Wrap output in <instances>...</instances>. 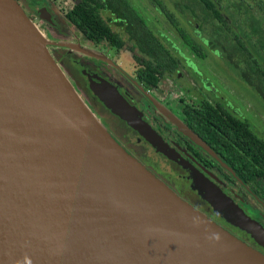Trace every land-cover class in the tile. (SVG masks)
I'll list each match as a JSON object with an SVG mask.
<instances>
[{
    "label": "water",
    "instance_id": "obj_1",
    "mask_svg": "<svg viewBox=\"0 0 264 264\" xmlns=\"http://www.w3.org/2000/svg\"><path fill=\"white\" fill-rule=\"evenodd\" d=\"M0 30L39 63L62 101L80 115L77 96L49 53L48 41L16 0H0ZM89 86L111 112L164 145L115 86L101 77L90 78ZM102 128L110 144H118L201 222L209 241L191 236L190 227L167 203L103 156L34 94L0 40V264H264L263 253L178 196ZM208 184L213 207L233 209L237 223L264 241V228L217 185Z\"/></svg>",
    "mask_w": 264,
    "mask_h": 264
},
{
    "label": "rangeland",
    "instance_id": "obj_2",
    "mask_svg": "<svg viewBox=\"0 0 264 264\" xmlns=\"http://www.w3.org/2000/svg\"><path fill=\"white\" fill-rule=\"evenodd\" d=\"M16 1L20 6L21 4L28 5L31 11L30 15L24 9L23 11L32 25L40 33L42 39L48 41L46 44L47 49L55 63L69 80L72 91L96 116L109 136L125 144H121V146L129 154L144 164L146 168L147 165L145 161L152 164L160 174H162L163 179L173 184L181 194L188 197L195 204L207 207L208 209L212 208L213 212L217 215L225 217L226 214L224 210L213 208L215 199L208 190V187H210L208 182L217 185L221 192L230 199H232V192L236 191L238 187L228 182L222 175L215 171L210 172L207 169L202 170L192 165L186 159L187 154L184 150V144L179 139L181 133L177 132V130L174 132L173 129H164L159 126V123L154 121L153 118L155 115L163 120V117L159 115V111L156 108L150 106L148 109V117L145 119L159 129V131H157L148 123L150 127L161 136L165 142L164 145H157L148 133H141L136 127H133L131 122L111 112V110L105 107L102 102L98 101L97 96L92 94L93 92L88 89L87 80L81 73V68L83 67L90 72L94 71L98 76L107 77L115 85L123 89L127 86L129 87L130 85L128 84L129 81L126 75L133 78L135 74L134 70L137 68V63L131 59V52L125 48V46L119 49L111 46L107 42H102L98 46H95L91 42L84 40L78 33L70 31L66 24L62 25L63 12L61 8L63 5L68 6L72 4L74 0H51V3L58 12L56 19L60 20L59 24L61 25L56 29L48 28L46 23L45 25H47V27L43 25L44 18L39 14L38 9L45 4V0ZM160 1L164 4L166 10L173 13L176 25H172L151 0H130L136 11L144 18L147 24H150V26L154 28L159 40L162 41L178 62L182 82L185 81L189 84L194 89V92L199 95L198 97H207L212 102H215L218 99L217 95H215V92L211 93L208 87H206L211 85V88L221 93V100L226 102L227 105L229 104L232 106L229 107L228 105V111L241 119H248L256 134L264 139V101L252 87L244 83L238 70L235 69L218 50L211 47L210 40H212V37L208 35L207 28L202 25L200 27L197 26L198 29H195V23L189 22L188 14L180 11V8L177 6L180 0ZM213 1H215L216 7L227 21L231 32L243 38L242 28L244 26L242 22L244 21V15L232 12L231 0ZM246 1L250 5L253 13L262 18L264 24V0ZM100 14L104 20L109 22L114 31L119 33L122 32V29L113 21L114 18L112 16L111 19L108 18V12L103 10ZM178 27L183 28L192 39L197 42L201 52L205 54L204 57L199 56L184 43L177 32ZM124 38L126 39V37ZM246 43L257 63L264 68V58L257 54L256 49L253 48L250 42L248 43L246 41ZM115 64H118L119 68L122 69L126 75L122 74L120 71H116L113 68V66H116ZM88 80L90 79L88 78ZM175 86H178V88ZM175 86H173V89L167 88L170 89L166 94L167 100L165 98L161 99V97L158 96L162 101L161 104L165 106V109L171 114H174L173 111L180 106L177 103L179 97L183 96L186 99H190L192 97L191 94H193L185 92L180 85L175 84ZM160 91H164V89ZM171 127L173 128V125H171ZM161 134L165 136L166 140ZM172 141L178 143L182 150L174 148L173 145L170 144ZM207 153L212 159L220 163L223 168H227L214 154L208 150ZM141 157H143L145 161L142 160ZM196 170L200 176L194 172ZM216 177H219L221 180L219 178L216 179ZM203 178L205 180H203ZM216 180L225 182L226 192L223 191ZM235 221L237 222L236 218ZM235 226L244 230L255 243L262 247L264 246V241L258 237L252 229L246 228L238 223L235 224Z\"/></svg>",
    "mask_w": 264,
    "mask_h": 264
},
{
    "label": "trees",
    "instance_id": "obj_3",
    "mask_svg": "<svg viewBox=\"0 0 264 264\" xmlns=\"http://www.w3.org/2000/svg\"><path fill=\"white\" fill-rule=\"evenodd\" d=\"M151 1L172 25H176L173 13L166 10L160 0ZM230 2L233 13L244 15L243 38L231 32L215 1L180 0L179 5L176 4L180 11L188 14L189 22L195 23V29L206 25L212 41L217 43L223 57L238 70L244 83L252 87L264 101V68L257 63L246 43V41L250 42L257 54L264 58L263 20L253 13L246 0ZM104 8H109L119 19L118 25L124 26V36L130 43L127 48L133 53V58L141 64L136 70V76L141 83L156 88L161 76L177 70L176 59L152 32L150 24H147L144 18L132 8L129 0H79L66 11L65 20L69 27L78 32L84 40L92 43L108 41L111 45L121 48L126 41L104 21L100 14V9ZM177 32L195 53L201 57L205 56L197 42L183 28L178 27ZM182 103L183 108L178 119L222 157L236 176L244 184H249L261 197L263 195L261 191L264 189V140L251 129L249 121L234 117L223 108L221 103H217L216 107L206 100L198 105L183 101ZM188 148L196 152L192 145L189 144ZM197 156L202 159L205 166L213 165L212 161L207 160L200 153H197ZM159 179L184 199L167 182ZM225 214V217L221 216L225 221L223 225L230 229V225L237 224L235 211L229 209L225 211Z\"/></svg>",
    "mask_w": 264,
    "mask_h": 264
},
{
    "label": "flooded vegetation",
    "instance_id": "obj_4",
    "mask_svg": "<svg viewBox=\"0 0 264 264\" xmlns=\"http://www.w3.org/2000/svg\"><path fill=\"white\" fill-rule=\"evenodd\" d=\"M79 0H74L72 2L75 3ZM130 1V0H129ZM52 1L51 0H45V4L40 7L38 9L39 11V14L42 15V17L44 18V26L47 27L48 25V28H59L58 26H61L59 23H60V20L56 19V16L58 15V12L56 11V9L54 8L53 4L51 3ZM33 3V2H32ZM131 3V2H130ZM63 5L62 8H61V11L63 12L62 15H63V22H62V25H67L68 29L72 32H76L75 30H72L69 25L67 24L66 20H65V13L66 11L69 9V7L72 5ZM132 5V4H131ZM21 6L23 7V9L30 15L31 11L28 7V5H24V4H21ZM132 8L136 11V9L133 7L132 5ZM106 11L108 12V18L111 19V16L114 18L113 21L115 22V24L120 28L122 29V32L119 33L120 35H122V37L124 36V26L123 25H118V21L119 19L115 17V14L109 9V8H104V9H100V13L101 11ZM34 11H35V8H34ZM137 12V11H136ZM138 13V12H137ZM139 14V13H138ZM140 15V14H139ZM108 25L109 27L111 28L109 22H107L106 20H104ZM146 22V21H145ZM45 23L47 25H45ZM147 23V22H146ZM206 27V25H203ZM112 29V28H111ZM113 30V29H112ZM151 30L152 32L156 35L155 33V30L154 28L151 27ZM208 30V28H207ZM114 31V30H113ZM116 32V31H114ZM78 33V32H76ZM79 34V33H78ZM208 35L211 36V34L209 33V30H208ZM157 36V35H156ZM126 37V36H124ZM123 37V39L126 41V39ZM212 37V36H211ZM159 39V38H158ZM161 41V40H160ZM212 40H210V45L212 48L218 50L219 49V46L217 45V43L215 42H211ZM104 42H107L109 43L108 41H104ZM162 42V41H161ZM92 43V42H91ZM102 42L100 43H92L93 45L95 46H98L99 44H101ZM110 44V43H109ZM130 43H128L127 41L125 42L124 46L125 48H127V45H129ZM111 45V44H110ZM113 46V45H111ZM123 46V47H124ZM115 47V46H113ZM117 48V47H115ZM122 48V47H121ZM120 49V48H119ZM128 49V48H127ZM129 50V49H128ZM130 51V50H129ZM219 51V50H218ZM131 52V51H130ZM220 52V51H219ZM221 53V52H220ZM222 55V54H221ZM223 56V55H222ZM131 59L137 63V68L134 70V77L131 78L129 77L128 75H126L124 73V71L122 69L119 68V65L118 64H115L116 66L113 68L116 70V71H120L122 74L126 75V78L127 80L129 81L128 84L130 85L129 87L127 86L125 89L119 87L118 85H115L110 79H108L107 77H101L100 75L98 76V74L96 75V73L93 71V72H90L88 69H85L84 67L81 68V73L82 75L86 78L87 80V83H88V89H90V86H89V80L88 78L90 79H93V80H97V77H101L103 78L104 80H106L107 82H109L111 85L115 86L117 88V90L120 92V94L129 102V104L135 106L137 108V110L141 113V117L149 124H151L150 122H148L145 118L148 117V109L150 106L153 107L152 103L150 102L149 100V96L151 98H153L154 100H156L157 102L159 103H162V101L160 100V98H158V96L161 97V99L166 98V94L168 93V91L170 89H173V86L176 85H180L182 87V89L187 92V93H193L191 94V98L190 99H186L185 97H179L178 98V101L177 103L180 105L178 109L174 110L173 113L174 115L178 118L181 114V111H182V101L183 102H187V103H190V104H193V105H198V104H201L203 102V100H206L208 101L210 104H212V106L216 107L217 103H221L223 105V108L228 112L230 113L231 115H233L234 117L236 118H239L237 116H235L232 112L228 111L227 107L228 105L226 104V102H223L221 100V93L218 92L216 89L214 88H211V85H208L206 87H208L209 91H211V93L215 92V95H217L218 99L217 101L215 102H212L210 99H208L207 97H198L199 95L194 92V89L189 85L187 84L185 81L182 82L181 80V73L179 71V67L177 68V70L174 72V73H171V74H164L163 76H161L160 78V81L157 85L156 88H151V86H145L143 83H141L137 76H136V70L141 66L140 63H138L134 58H133V53L131 52ZM178 64V62H177ZM179 66V65H178ZM89 75V76H88ZM170 78V79H169ZM170 88V89H167V88ZM178 88V86H175ZM166 88V89H165ZM161 89H164V91H160ZM212 89V90H210ZM217 91V92H216ZM93 94V93H92ZM149 95V96H148ZM159 101H158V100ZM97 100L99 101V99L97 98ZM145 105V106H144ZM229 107H232L229 105ZM160 118V117H159ZM157 115L154 116V121L156 123H159V126L164 128V129H167V130H171L173 129V131L175 132L174 128L171 127V125H168L167 123L163 122V120L159 119ZM241 119V118H239ZM242 120H245V119H242ZM248 120V119H247ZM250 124V122H249ZM153 127L154 125L151 124ZM250 127L251 129L253 130L251 124H250ZM157 131H159V129L157 127H154ZM254 131V130H253ZM178 132V131H177ZM255 132V131H254ZM256 133V132H255ZM163 138H165V136L163 134H161ZM258 135V134H257ZM259 136V135H258ZM180 140L182 141V143L184 144V147H185V151H186V159L192 164L194 165L195 167H199L200 169L202 170H209L210 172H216L220 175H222L228 182L230 183H233L235 184L238 188L236 191H233L232 194H231V198L233 199V201L249 216L251 217L253 220L257 221L263 228H264V189L261 191L263 193V195L260 197L259 195H257V193H255L254 189L249 185V184H244L237 176L236 174L234 173V171L231 169H228V168H223V166L218 163L217 161H215L214 159H212L209 154L207 153V151L202 148L201 146L197 145L195 142H193L191 139L187 138L186 136L184 135H180L179 136ZM198 138V137H197ZM199 139V138H198ZM263 139V138H262ZM166 140V138H165ZM264 140V139H263ZM120 144L122 145H125L123 143H121V141L117 140ZM169 142V141H168ZM171 145H173L174 148H177V149H181L178 145V143H176L175 141H172L170 143ZM192 145L193 148L196 150L197 153H200L201 156H203L204 158H206L207 160H210L213 162V165L210 166V167H207L205 166L203 163H202V159L200 157L197 156V153L194 152L192 149H189L188 148V145ZM182 150V149H181ZM216 154V153H215ZM223 162L224 160L222 159V157H220L218 154H216ZM141 156V155H140ZM142 160L143 157H141ZM145 161V160H144ZM145 164L147 165V168L149 170H151L156 176H158L159 178L163 179V176L162 174H160V172L150 163L146 162L145 161ZM217 178V177H216ZM219 178V177H218ZM217 178V179H218ZM220 179V178H219ZM165 182H167V184H169V186H171L174 190H176L179 194H181L174 186L173 184H171L170 182L166 181L165 179H163ZM221 180V179H220ZM220 180H216L218 185L223 189V191L226 190V186H225V182L223 181H220ZM220 181V182H219ZM263 187H264V181H263ZM226 192V191H225ZM181 196H183V198L188 201L190 204H192V206H194L195 208H197L198 210H200L201 212L205 213L209 218H211L213 221H215L216 223L218 224H221L223 228L224 225L223 223H225V221L219 216L217 215L215 212H213V209L212 208H207V207H202L200 206L199 204H195L192 200H190L188 197H185L183 194H181ZM212 209V210H211ZM227 229L229 232H231L233 235H235L236 237H238L239 239L243 240L244 242H246L248 245H250L251 247L255 248L256 250H258L259 252L263 253L264 254V246H260L259 244L255 243L253 241V239L248 235L246 234V232L244 230H241L239 229V227H236V226H233V225H230V229H228L227 227L225 228Z\"/></svg>",
    "mask_w": 264,
    "mask_h": 264
},
{
    "label": "bare ground",
    "instance_id": "obj_5",
    "mask_svg": "<svg viewBox=\"0 0 264 264\" xmlns=\"http://www.w3.org/2000/svg\"><path fill=\"white\" fill-rule=\"evenodd\" d=\"M4 34L0 30V40L13 57L31 91L64 122L80 133L103 156L132 176L139 185L167 203L180 219L190 227L189 233L191 236L208 242L209 238L201 222L139 165L129 159L118 144H110L108 142L99 120L77 97L74 98L77 104V111L80 115H75L62 101L51 83L45 78L39 63L31 60L29 56L14 46Z\"/></svg>",
    "mask_w": 264,
    "mask_h": 264
},
{
    "label": "crops",
    "instance_id": "obj_6",
    "mask_svg": "<svg viewBox=\"0 0 264 264\" xmlns=\"http://www.w3.org/2000/svg\"><path fill=\"white\" fill-rule=\"evenodd\" d=\"M150 100V99H149ZM100 101V100H99ZM101 102V101H100ZM153 107L156 108L159 111V115L163 117V122L167 123L168 125H173L174 130H177L182 135L186 136L187 138L191 139L193 142H195L197 145L201 146L205 149V145H202L197 137H195L190 131L185 129V127L181 124V121L174 115L171 114L168 110L165 109V106H163L161 103L157 102L158 105H156L153 101L150 100ZM162 119V118H161ZM165 119V120H164ZM207 151V149H205Z\"/></svg>",
    "mask_w": 264,
    "mask_h": 264
}]
</instances>
